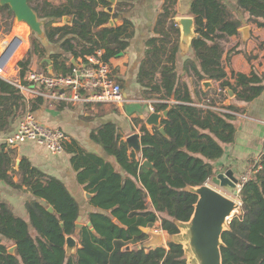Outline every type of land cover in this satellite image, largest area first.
Returning a JSON list of instances; mask_svg holds the SVG:
<instances>
[{"label": "trees", "instance_id": "16d2710c", "mask_svg": "<svg viewBox=\"0 0 264 264\" xmlns=\"http://www.w3.org/2000/svg\"><path fill=\"white\" fill-rule=\"evenodd\" d=\"M35 1L28 0V5L39 20L45 21L44 39L69 55H50L49 59L54 62L53 75H70L74 68L71 59L79 65L85 56L98 50L109 63L127 49L128 40L133 36L132 24L121 16L137 0H115L112 13L105 12L111 5L107 0H63L58 6L39 0L32 5ZM176 1L165 0L166 6L154 27L158 36L146 41V53L162 48L174 58L175 103L154 105L156 112L169 108L167 117L161 121L167 137L154 128L149 131L141 126V151L135 154L127 148L114 124L92 130L90 139L115 160L119 170L86 152L75 141L63 144L72 153L70 163L77 183L91 195L87 203L93 210L87 213H82L61 181L36 169L26 158H20L16 164L13 149L0 144V181L31 197L24 204L27 221L0 201V264H185L182 247L174 242L152 249L128 250L127 245L144 241L146 236L141 227L152 228L158 224L165 234L179 232L177 223L189 219L196 201L186 188L200 186L215 175L213 163L223 155L224 147L234 142V123L237 115L243 113L238 104L250 103L264 92V75L252 71L246 76L231 71L230 78L235 80L231 83L221 60L222 42L238 36L243 22L264 29V0H237L234 9L222 0L191 2L188 15L194 18L196 38L190 45L193 57L187 58L183 71L197 82L217 83L215 90L203 93V102L193 99L187 82L176 77L175 58L179 47V30L174 20ZM72 16L84 24L53 26L62 23L63 17ZM13 19L9 7L0 5V21L5 24L6 32ZM110 20L120 21L121 25L103 27ZM27 30L26 25H14L10 35L0 43V56H4L18 40L0 66V75H10L22 58L27 49ZM30 45L26 56L17 63L19 81L31 71L34 55L38 57L39 67L48 74V64L43 61L44 46L36 37ZM238 53L235 48L228 51L226 64ZM58 58L60 62L56 61ZM227 89L232 91L233 98L224 106ZM29 101L26 103L14 81L0 76V132L6 131L12 119L27 106L32 113L44 104L40 96ZM143 160L153 168L143 167ZM253 170L252 179L239 194L242 211L232 218L229 230L222 236V264H264V154ZM49 207L52 213L48 212ZM82 214H86L85 222L75 236L77 218ZM114 219L119 221V226L113 223ZM87 222L91 223L93 232L86 226ZM68 236H74L78 245L69 255L64 249ZM12 246L16 247V253L9 255L7 250Z\"/></svg>", "mask_w": 264, "mask_h": 264}, {"label": "crops", "instance_id": "0c3cea01", "mask_svg": "<svg viewBox=\"0 0 264 264\" xmlns=\"http://www.w3.org/2000/svg\"><path fill=\"white\" fill-rule=\"evenodd\" d=\"M39 1H47L55 6L63 3V0ZM192 1L177 0L174 6L176 12L174 19L191 17L188 15V10ZM222 1L232 9L235 8L237 2V0ZM132 4V8L123 13L121 19L130 21L133 26V36L128 40L127 49L109 60L112 76L122 88L124 102L121 105H92L86 103L73 105L44 99V104L35 112H32L41 125L60 130L65 136L64 144H71L72 141H75L83 150L99 156L114 165L116 169H118V166L115 160L108 156L100 145L90 139L91 131L104 124L112 123L122 135L123 141L132 134H139L140 136L141 126L144 125L149 131L152 129L145 123L146 118L152 113L151 109L154 113H161L155 111V104L175 103L173 90L176 78L173 76V55L162 48H156L150 53H146V41L158 36L154 32V27L159 14L166 6L165 0H137ZM245 18L246 16L243 15V21ZM64 24L66 23L62 21V23L53 26ZM119 25H121V22L115 21L112 27ZM243 28H248L246 34L241 32ZM238 31V36L230 37L223 42L222 63L231 83L235 82L234 79L230 78L231 71L246 76L250 75L252 71L264 75V29L243 22ZM41 44L46 50L44 59H48L50 66L53 67L54 62L49 59L50 55L62 54L63 52L60 51L58 45L49 44L46 40L45 42L41 41ZM234 48L239 50V53L233 55L230 64L227 65L225 61L226 54ZM29 49V43H27L24 54ZM63 55L69 57L68 54L63 53ZM192 57L191 47H189L187 53L181 52L178 47L175 58L176 77L187 82L193 99L203 102L205 97L202 95L206 92L201 89V83L205 81L197 82L196 78H193V76L187 77L183 71L187 58ZM56 61L60 62L61 59L58 58ZM66 64L68 65V62ZM35 66L36 64H34V68ZM17 71L15 72L12 69L10 75L5 79L15 82L18 80ZM208 82L212 85L208 91L215 90L217 83ZM209 95H212V92ZM24 98L26 103L32 99L29 96L25 97V95ZM232 98H227L228 105L231 103ZM238 106L243 113L237 115L238 119L234 123L236 126L234 142L225 146L223 155L213 163L215 175L231 170L236 179L245 171L256 168L264 154V92L252 102L238 104ZM27 111H29V106L26 107L24 112H20L18 116L12 119L6 131L0 132V144L5 143V140L13 134L20 116ZM13 151L16 155V164L20 158H26L36 169L61 181L77 201L82 213L93 210L87 203L88 199L85 197L87 192L83 186L77 183L76 172L72 169L70 163L72 153L66 151L65 147L63 153L52 155L43 146L30 141L17 146ZM130 152L133 151L130 150ZM16 180V177H14L13 181L16 182ZM30 199L31 197L26 192L14 190L0 181V201L8 204L12 212L25 221L28 220V217L24 204Z\"/></svg>", "mask_w": 264, "mask_h": 264}, {"label": "water", "instance_id": "95a60500", "mask_svg": "<svg viewBox=\"0 0 264 264\" xmlns=\"http://www.w3.org/2000/svg\"><path fill=\"white\" fill-rule=\"evenodd\" d=\"M111 5L105 9L106 13H112L113 4L115 0H107ZM0 5H7L14 15L17 23H26L30 30L39 37L44 38L42 26L45 21L39 20L36 13L28 5V0H0ZM179 30V49L183 53H187L191 42L196 38L195 21L192 17H179L174 19ZM64 23L71 25H83L75 16L63 17ZM113 21H108L103 27H112ZM248 28H243L241 32L246 34ZM18 43L15 40L13 46L3 56H0V66L11 55L12 50ZM48 64V74L53 75L50 61L44 59ZM74 67L78 64L74 59H71ZM212 87L208 81L201 83V89L206 92ZM229 98L233 97L232 91L227 89ZM228 105V100L225 101V106ZM169 108L161 113L152 112L146 118V125L156 129L162 136L167 137L164 128L161 126V121L167 117ZM127 148L132 150L135 154L141 151L139 134H132L124 140ZM142 166L152 169L153 166L147 160H143ZM209 183H203L200 186L188 187L186 191L196 197L193 205V212L189 219L185 222H178V233L175 235H168L164 232L150 231L147 228H140V231L145 234L146 238L142 241L141 248L152 249L156 247H164L168 242H174L182 247L185 257V264H222L221 248L224 246L222 236L229 230V224L235 215H239L242 211V206L239 201L234 199L236 177L231 170L224 173H218L211 177ZM87 199L91 198L90 194H85ZM48 212L52 213L51 207ZM82 217L77 218L75 225V236L81 227ZM117 226L120 225L117 219L113 220ZM86 226L90 228L91 223L87 222ZM78 248L77 240L74 236H68L65 239V252L67 255L74 253ZM9 255L16 253V247L12 246L7 250Z\"/></svg>", "mask_w": 264, "mask_h": 264}, {"label": "built area", "instance_id": "2783aa9c", "mask_svg": "<svg viewBox=\"0 0 264 264\" xmlns=\"http://www.w3.org/2000/svg\"><path fill=\"white\" fill-rule=\"evenodd\" d=\"M102 54L103 52L98 50L85 56L79 61L78 67L72 69L70 75H49L31 70L22 81L16 80L14 85L25 97L40 96L51 102L121 105L124 102L122 88L112 76V69L109 63L102 59ZM151 111L153 112L152 109ZM30 141L43 146L52 155H59L64 151V134L60 130L41 125L34 115L27 111L20 116L15 131L4 144L7 148L14 149ZM253 173L254 170L249 169L238 177L235 184L236 194L233 196L237 201L241 189L252 179Z\"/></svg>", "mask_w": 264, "mask_h": 264}, {"label": "rangeland", "instance_id": "374dc122", "mask_svg": "<svg viewBox=\"0 0 264 264\" xmlns=\"http://www.w3.org/2000/svg\"><path fill=\"white\" fill-rule=\"evenodd\" d=\"M36 3H38V0H36L35 2H33L32 3V5H35ZM15 24H17V22L15 21V19H13V23H12V25H11V27H9V32H6V26H5V24L2 22V21H0V43L3 41V40H5L9 35H10V33H11V31H12V28L14 27V25ZM27 27H28V30H27V36H26V39H27V43H29V48H30V44H31V39L32 38H37L40 42L42 41V42H45V39L44 38H41V37H39L37 34H35V33H33L31 30H30V28H29V26L27 25ZM222 44H223V42H222ZM26 56V54H23V56H22V58L20 59V60H22L24 57ZM223 57V56H222ZM19 60V61H20ZM32 68L31 69H33V71H36V72H44L40 67H39V64H38V57L36 56V55H34V56H32ZM221 60H223V59H221ZM19 61H17L16 62V64H15V66H14V70H15V72H16V70H17V63L19 62ZM34 64H36V66H35V68H34ZM40 70H42V71H40ZM1 77H3V78H7L8 76L7 75H5V76H3V75H0ZM208 91V90H207ZM206 91V92H207ZM217 92H220V90H217ZM225 92V91H224ZM223 92V93H224ZM226 92H227V90H226ZM227 97H228V94H227ZM224 106H225V102H224ZM228 106V105H227ZM201 107H204V108H208V107H206V106H201ZM212 109H214V110H216V111H219V112H226L225 110H223L222 109V111H221V108H219V109H216V108H212ZM208 183H209V181H207ZM82 220H81V223H83L84 221H85V218H86V214H82ZM150 231H161L160 229H159V225L158 224H155L154 225V227H152V228H150L149 229ZM141 244H142V242H138V243H136V244H129V245H127V249L128 250H132V249H135V248H141Z\"/></svg>", "mask_w": 264, "mask_h": 264}, {"label": "bare ground", "instance_id": "6f19581e", "mask_svg": "<svg viewBox=\"0 0 264 264\" xmlns=\"http://www.w3.org/2000/svg\"><path fill=\"white\" fill-rule=\"evenodd\" d=\"M21 24H23V25H26V26H27V24H26V23H24V22H19V23L15 24V25H16V26H19V25H21Z\"/></svg>", "mask_w": 264, "mask_h": 264}, {"label": "flooded vegetation", "instance_id": "af4514ba", "mask_svg": "<svg viewBox=\"0 0 264 264\" xmlns=\"http://www.w3.org/2000/svg\"><path fill=\"white\" fill-rule=\"evenodd\" d=\"M148 230L150 229V228H147Z\"/></svg>", "mask_w": 264, "mask_h": 264}]
</instances>
